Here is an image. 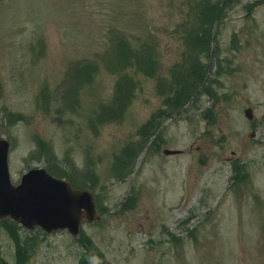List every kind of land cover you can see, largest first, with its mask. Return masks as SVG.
Instances as JSON below:
<instances>
[{
    "label": "rangeland",
    "instance_id": "374dc122",
    "mask_svg": "<svg viewBox=\"0 0 264 264\" xmlns=\"http://www.w3.org/2000/svg\"><path fill=\"white\" fill-rule=\"evenodd\" d=\"M190 1L0 0V137L12 142V179L46 166L94 191L102 219L83 225L102 253L92 264H264V0H209L208 47L186 39ZM189 49L204 77L169 107L172 67ZM144 50L155 66L139 61ZM80 61L95 67L69 75ZM20 226L0 220L8 264L18 253L23 264L81 263L86 244L68 230Z\"/></svg>",
    "mask_w": 264,
    "mask_h": 264
},
{
    "label": "water",
    "instance_id": "95a60500",
    "mask_svg": "<svg viewBox=\"0 0 264 264\" xmlns=\"http://www.w3.org/2000/svg\"><path fill=\"white\" fill-rule=\"evenodd\" d=\"M249 116L252 114L249 112ZM166 154L178 150L165 149ZM8 142L0 140V217L11 215L28 228L38 225L47 231L68 227L74 234L86 218L99 216L92 193L76 189L70 182L50 174L46 168H33L13 185L8 172Z\"/></svg>",
    "mask_w": 264,
    "mask_h": 264
},
{
    "label": "trees",
    "instance_id": "16d2710c",
    "mask_svg": "<svg viewBox=\"0 0 264 264\" xmlns=\"http://www.w3.org/2000/svg\"><path fill=\"white\" fill-rule=\"evenodd\" d=\"M214 9H215V5L212 4L211 1H209V0H194L193 1V6H192V10H191L192 26L190 28L188 27L187 29H185L187 32H189L187 37H186L187 41H189V42L196 41L195 43H200V41H201L203 43V45L208 47V45L210 43V39H211V23H212L213 19L216 17V15L214 13L215 12ZM200 23H202V25H204V27H203L204 30L207 28L205 32H204V30L202 33L200 32V31H202L203 28H199V30H198V27H200ZM199 34H200V37H199ZM197 37H198V39H197ZM194 38H196V40H194ZM117 40H116V46H117ZM116 53H117V49H116ZM137 53L138 54L141 53L142 57H144L139 61L144 60V64H146V62H147V65H151V67L155 66V64L148 63V61L150 59H153V57L150 54H148V52H145V50H144V52L138 51ZM192 53H193V51L190 49V53L185 54V64L183 63L181 65H177V66L172 67V73L174 74L173 80H174V84H175V82H176V84H175V88H174L175 92H174L172 98H170V96L168 95V98L166 99V101L169 102L168 103L169 107H173V105H176V103H177L178 107L180 108V106L183 103H186L187 101H189L195 95L196 91L199 89L201 80L204 77V72L202 71L200 64L195 63L193 66V64L191 62V58L193 57ZM83 67L89 68V70H90V69H92V67L94 68L95 66H92L91 63H89V62H85V63H83V65L80 64L79 66L76 65V67L73 68V74L75 75L76 70L78 68H80L79 70H81V72H79L80 73L79 77L85 78L87 73L85 72V70H84L85 68H83ZM155 71H154V73H155ZM120 87H121V84L119 83L118 89L116 90L115 100L118 99ZM171 88L172 87H170V89ZM75 92H76V96H77V91H75ZM128 97H129L128 94H125V97L123 95L124 101H127ZM119 106H120V104H119ZM107 112L111 117H116V114H120L118 112L112 113L106 108L102 109L101 114H105ZM116 162H117V160H116ZM119 162H120V160H118V163ZM51 170H52V168H51ZM25 253H27V255H28L27 251H25ZM24 256L26 257L25 254H24ZM23 262H24V260L19 254V263H23ZM3 264H4V262H3ZM84 264H86V263H84Z\"/></svg>",
    "mask_w": 264,
    "mask_h": 264
}]
</instances>
